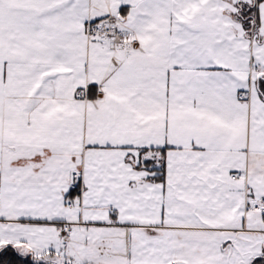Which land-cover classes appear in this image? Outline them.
<instances>
[{
    "label": "snow or ice",
    "instance_id": "1",
    "mask_svg": "<svg viewBox=\"0 0 264 264\" xmlns=\"http://www.w3.org/2000/svg\"><path fill=\"white\" fill-rule=\"evenodd\" d=\"M0 264H264V0H0Z\"/></svg>",
    "mask_w": 264,
    "mask_h": 264
}]
</instances>
